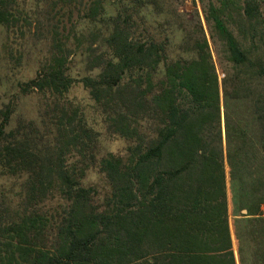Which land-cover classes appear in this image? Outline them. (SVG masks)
I'll use <instances>...</instances> for the list:
<instances>
[{
	"label": "trees",
	"instance_id": "16d2710c",
	"mask_svg": "<svg viewBox=\"0 0 264 264\" xmlns=\"http://www.w3.org/2000/svg\"><path fill=\"white\" fill-rule=\"evenodd\" d=\"M33 1L0 0L7 29L43 27L45 11L50 35L20 86L43 97L45 151L7 139L14 109L0 110L1 174L24 198L0 209V264H264L262 0H199L221 78L201 21L191 30L176 5L173 46L143 26L162 0ZM102 133L124 152L99 153ZM228 183L247 210L232 227Z\"/></svg>",
	"mask_w": 264,
	"mask_h": 264
},
{
	"label": "rangeland",
	"instance_id": "374dc122",
	"mask_svg": "<svg viewBox=\"0 0 264 264\" xmlns=\"http://www.w3.org/2000/svg\"><path fill=\"white\" fill-rule=\"evenodd\" d=\"M19 4H29L34 5L33 0H17ZM164 3V13L165 16L161 18L155 17L154 20L157 22L154 25L150 24L152 18L151 16L146 17L143 22V26L154 27L158 26V29L171 31L172 45L180 40V35L175 32L174 29L177 27V20L174 18L173 12L170 10L166 4L169 6L176 5L177 10L182 14L181 21L183 20L189 28L193 31L198 29V20L201 21L202 26L208 34V40L210 49L212 52V57L216 65L219 77L224 76L223 63L220 57L217 55V49L215 43L211 40L208 32V25L203 18V13L201 10V5L199 0H162ZM260 9L264 14V0L260 2ZM30 11V9H29ZM24 14V13H23ZM199 14V15H198ZM39 22L44 25L40 28L32 27L31 32L27 31V27H23V33L18 29L17 26H13L7 29L3 24H0V110L9 104L13 109L10 121L6 126V138L13 140L15 145L20 146L23 144L21 141L25 138V134L33 135L34 141L25 142L28 148V153H39L43 150L45 151L47 135L46 126L41 120V115L44 111L48 112L46 107H44L43 97L40 93H25L21 90V85L28 81L30 78L35 76L39 71L41 65L48 58V46L50 44V35L47 32L49 29V22H46L47 13L45 11H40L38 13ZM76 13L73 14L75 19ZM26 17V15L24 16ZM65 19V18H63ZM166 19L168 21H166ZM39 25V24H38ZM60 30V28H59ZM62 32V31H61ZM74 69L77 68L78 62H69ZM73 95H80V91L76 88L73 89ZM50 109V108H49ZM53 109L49 110L51 114ZM45 114V116H46ZM94 113H92V116ZM48 116V115H47ZM47 116L45 117V122L47 121ZM33 122V125L32 123ZM31 123V125H30ZM100 127V126H99ZM127 142L119 137H108L106 134L102 133L99 141V153L113 152L116 154H121ZM226 174H228V167L225 165ZM11 176H6L1 174L0 170V209L4 206H17L18 202L24 201L22 198V186L21 180L17 182L16 178L8 179ZM99 177V176H98ZM97 175L93 176L88 182H93L98 180L100 185L101 180ZM12 178V177H11ZM228 181V177H227ZM232 187L228 183L227 197L229 205V221L231 227L233 226L235 214L240 212L241 209L233 202ZM8 207L9 211L6 215H10L11 211L15 207ZM234 250L236 246L234 245Z\"/></svg>",
	"mask_w": 264,
	"mask_h": 264
},
{
	"label": "crops",
	"instance_id": "0c3cea01",
	"mask_svg": "<svg viewBox=\"0 0 264 264\" xmlns=\"http://www.w3.org/2000/svg\"><path fill=\"white\" fill-rule=\"evenodd\" d=\"M247 212V210L246 209H241V213H246Z\"/></svg>",
	"mask_w": 264,
	"mask_h": 264
}]
</instances>
